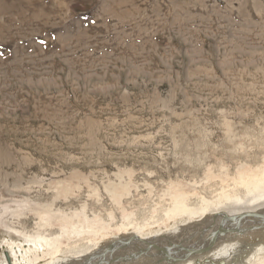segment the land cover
Instances as JSON below:
<instances>
[{
  "label": "rangeland",
  "instance_id": "1",
  "mask_svg": "<svg viewBox=\"0 0 264 264\" xmlns=\"http://www.w3.org/2000/svg\"><path fill=\"white\" fill-rule=\"evenodd\" d=\"M262 171L264 0H0V264L30 237L51 242L42 263L130 221L194 244L212 219L175 197L245 196ZM117 245L94 262L147 264Z\"/></svg>",
  "mask_w": 264,
  "mask_h": 264
},
{
  "label": "bare ground",
  "instance_id": "2",
  "mask_svg": "<svg viewBox=\"0 0 264 264\" xmlns=\"http://www.w3.org/2000/svg\"><path fill=\"white\" fill-rule=\"evenodd\" d=\"M239 179L240 180L237 181L238 184L236 186L245 190V196H240L239 193H235V191H233L232 189V193L223 192L216 202L208 201L206 198L203 197V204L198 208L190 206L187 201V197L184 195H178L175 197L174 203L170 209L174 211V213H176L177 215L187 216V219H195V221H201V219H199L200 217L207 216L208 218L212 219V221H214L215 223V225L209 228L208 231H205L207 232L206 236H201V240L198 239L199 242H195L194 244L185 246L189 248L188 250L190 251L194 250L192 253L190 251L188 252L184 249H181V247H170L168 250V254L164 253L162 250L157 249L153 245L161 247L162 245H167L165 247H169L168 241H170V239L177 234V231H167V233H164V231L158 230L154 231L155 233L152 232V234L147 235L143 232L141 233V231L143 230L141 226H139L138 224H134L133 221H130L128 223V227L131 230L130 232H126L124 234V237H122L121 235L120 238L116 236L114 237V239L106 243L102 242L101 239L98 242L94 241L95 245H93L94 247L91 250L82 252L74 256L69 254L64 255L63 257L61 253L57 250L54 253L50 254L49 258H51V260L42 263H33V260H31V263L27 262L33 256H37L38 261H44L41 255L40 247H43L44 249L46 245H49L51 242L47 240V237L43 236H38L37 238L30 237L34 240H31L29 238V242H33L37 246V248H33L32 246H26L25 244H20L17 247L18 249L16 247L12 249L14 255L13 258L16 259V263L14 262V264H114L112 260H108L106 262L100 261V263H96L94 261L98 257H106L107 254L112 255L113 252L118 248V241H122L123 243H125L121 247L125 249L128 248L129 250L127 255L121 257L133 256L141 261L148 260L147 264H203L201 261H203L204 259H210L208 258L209 256L225 257L223 255H225L226 252L228 254V252L231 251L233 247H238L236 245V243L239 242L238 239L242 241L245 240L244 242L246 243V245L248 244L246 246L247 248H244L245 252H243L242 255H237V258L235 260L233 258L232 261L225 260V263L222 264H255L257 261V255L264 253V171L255 173V175L251 176L247 175ZM213 214L216 215L211 216ZM223 214H226L231 217L242 214H247L248 216L241 217L240 219L236 218L235 220H227L225 225L227 227H230L231 229H237V231H233V233L229 232L226 234H221L217 238L214 245L206 249V247H208L211 241L210 233L213 231V229H216L222 219H224ZM247 217L248 220L246 222L243 223L242 221L238 223L239 220ZM77 221L75 220V222ZM152 226L154 225L152 224ZM72 227L76 228L75 226ZM169 233L171 234L169 235ZM182 235L183 232L181 236ZM175 240H179L178 237ZM173 242L179 243V241ZM129 244H132L133 250L138 249L136 251V254L132 251ZM234 245L237 247H235ZM28 253H30V256L27 255ZM187 254L190 255L188 256ZM175 258H179V261H174ZM138 260H134L133 262H138ZM167 260L171 261L169 262ZM206 263L214 264V261Z\"/></svg>",
  "mask_w": 264,
  "mask_h": 264
},
{
  "label": "water",
  "instance_id": "3",
  "mask_svg": "<svg viewBox=\"0 0 264 264\" xmlns=\"http://www.w3.org/2000/svg\"><path fill=\"white\" fill-rule=\"evenodd\" d=\"M245 216H248V215L247 214H242V215H237V216L231 217V216H228L226 214H223L224 219H222V221L220 222V224L218 225V227L216 229H213V231L210 233L211 234V241H210V244L208 245V247H206V249L212 247L214 245V243L216 242L217 238L221 234H223V233L226 234V233H229V232L233 233V231H237V229H231L230 227H227L225 225V223H226L227 220H229V219L235 220L236 218H239L240 219L241 217H245ZM214 225H215V223L213 221V223L211 225H209L208 227H205L204 228V232L206 230L208 231V229L211 228ZM168 243H169L168 244L169 247H165L167 245H164V246L162 245V247L161 246H157V245H153V246L156 247L157 249L162 250L164 253H167V254H168V250H169L170 247H181V249H184V250H186L188 252L190 251V250H188L189 248L185 247L183 244H180L178 242H172L170 240V241H168ZM193 251L194 250H191L190 252L192 253ZM187 255L189 256L190 254H187ZM7 260H8L9 263H11V259L9 258V255L8 254H7ZM206 260L213 262V260H211V259H206ZM174 261H179V258H175ZM219 263L222 264V263H225V261L224 260H221Z\"/></svg>",
  "mask_w": 264,
  "mask_h": 264
}]
</instances>
